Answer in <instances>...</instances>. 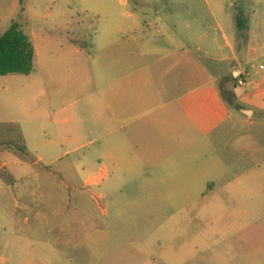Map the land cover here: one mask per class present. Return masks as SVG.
I'll use <instances>...</instances> for the list:
<instances>
[{"label":"crops","instance_id":"crops-1","mask_svg":"<svg viewBox=\"0 0 264 264\" xmlns=\"http://www.w3.org/2000/svg\"><path fill=\"white\" fill-rule=\"evenodd\" d=\"M103 4L116 16L105 23L111 30L92 39L95 49L71 38L59 46L25 32L35 48L27 76L38 70L64 74V89L57 92L65 103L64 149L50 163L65 161L77 173L62 179L70 198L72 190L94 189L111 201L136 192L143 199L177 200V214L212 217L216 225L217 217L229 213L233 192H264V147L248 142L247 129L256 124L258 107L246 105L237 84L240 74L249 73L240 87L257 86L251 70L264 47L242 40L247 33L259 39L264 0ZM48 53L59 61L47 66ZM42 84L23 87L42 94ZM34 128L24 131L25 149ZM24 166L20 156V171Z\"/></svg>","mask_w":264,"mask_h":264},{"label":"rangeland","instance_id":"rangeland-1","mask_svg":"<svg viewBox=\"0 0 264 264\" xmlns=\"http://www.w3.org/2000/svg\"><path fill=\"white\" fill-rule=\"evenodd\" d=\"M111 1L0 0V36L17 22L59 46L71 38L95 49L92 39L111 30L105 23L116 16L103 4ZM258 34L253 40L247 33L242 42L264 47V25ZM59 59L44 55L47 66ZM252 68L257 86L238 88L247 106L258 107L256 124L247 126L248 142L264 147V50ZM33 81L43 82L42 94L23 87ZM63 89L60 72L0 75V166L7 164L0 171V264H264V192H233L229 213L216 218V228L212 217L177 214V200L134 192L111 201L94 189L72 190L70 198L62 179L77 173L65 161L50 163L64 149L65 103L57 96ZM32 126L28 150L24 131ZM20 156L28 164L21 171ZM253 223L259 225L243 229Z\"/></svg>","mask_w":264,"mask_h":264},{"label":"trees","instance_id":"trees-1","mask_svg":"<svg viewBox=\"0 0 264 264\" xmlns=\"http://www.w3.org/2000/svg\"><path fill=\"white\" fill-rule=\"evenodd\" d=\"M73 42L78 43L76 40ZM34 55L33 42L22 29L21 24L14 22L0 36V75H30L34 70ZM226 98L232 103L235 102L232 93H226Z\"/></svg>","mask_w":264,"mask_h":264},{"label":"built area","instance_id":"built-area-1","mask_svg":"<svg viewBox=\"0 0 264 264\" xmlns=\"http://www.w3.org/2000/svg\"><path fill=\"white\" fill-rule=\"evenodd\" d=\"M249 77V73H242L237 78V84L239 86H245L247 84V78Z\"/></svg>","mask_w":264,"mask_h":264},{"label":"water","instance_id":"water-1","mask_svg":"<svg viewBox=\"0 0 264 264\" xmlns=\"http://www.w3.org/2000/svg\"><path fill=\"white\" fill-rule=\"evenodd\" d=\"M246 113L248 112L249 114L251 113L250 111H245Z\"/></svg>","mask_w":264,"mask_h":264}]
</instances>
